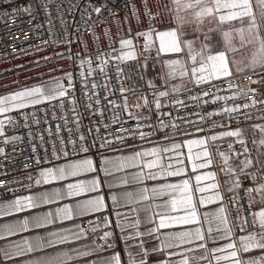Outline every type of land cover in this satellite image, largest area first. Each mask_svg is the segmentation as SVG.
Returning a JSON list of instances; mask_svg holds the SVG:
<instances>
[{
  "label": "snow or ice",
  "instance_id": "obj_1",
  "mask_svg": "<svg viewBox=\"0 0 264 264\" xmlns=\"http://www.w3.org/2000/svg\"><path fill=\"white\" fill-rule=\"evenodd\" d=\"M145 5L146 15L150 19H155L151 11H148L147 0H142ZM75 7V5H73ZM94 12L100 13L101 7L89 5ZM133 13L136 9L133 7ZM168 13H173L171 23L173 26H165L163 30H157L150 26L148 31L140 32L137 38H144V52L139 53L142 60H137V53L133 49L132 39L121 41L122 55L116 57L121 63L127 61H137L136 73L140 80L145 79V74L149 66V58L152 56L153 67L160 65V71L156 79L161 81L158 86L154 80H148L150 87L151 101L139 90L134 74L121 68L120 63L114 65L117 78L121 80V87L117 90L123 97V102L109 101L114 108H121L128 112L129 119L137 121L140 127L142 122L150 121V115L145 116L133 112L147 108L151 112L155 107L159 120V129L172 128V132L164 136V139L171 140L169 144L160 143L150 150L137 152L126 157L109 158L103 157L99 166L86 154L90 148L95 146L86 141V137L80 132L81 115L76 114L73 120H68L67 113L63 117L64 130L68 132L67 141L60 136V148L57 149L55 142L52 144L53 159L48 161L52 167L41 170L40 179L36 181L40 184H50L53 182H65L60 187L51 191H44L27 197L17 199L12 202V210L16 212L40 209L43 206L58 204V202L77 198L82 195L96 193L100 189L98 176L88 179H77L88 173L102 171L106 176L114 173L124 172L126 169L136 167L139 171L127 173L116 178L108 184L109 189L120 185H127L121 193H113L111 200L116 207L126 208L127 211L116 213L118 217L117 227L120 230V239L124 243L126 260L122 261L119 252L114 251L115 240L113 233L106 231L100 237L103 241L98 244L95 241L87 251L79 252L81 257H89L94 253L97 258L92 264H149L148 257L152 254L163 253L168 259H163L158 264H264V125H251L252 135L249 139L246 135L247 129L237 127L235 129L215 133L211 129L223 127L216 121H212L209 129L203 127L197 129L198 132L208 131L209 135L190 139L187 141H177L176 133L180 129L179 124H164L162 117L170 115L161 111L166 106L187 107L182 100L170 99L176 94L190 92L188 83L195 87H200L208 83L210 87L217 88L221 85L211 83L214 80H221L229 85V89L235 87L234 81L241 78V74L264 76V0H168L161 3L159 11L160 23L163 24ZM127 47L129 51L123 53ZM149 55H144V53ZM105 54L99 53L96 57L101 64V71L107 61ZM163 57H168L164 59ZM85 63L89 64V69L80 74L85 77L84 87L87 95V77L93 74L91 68L92 61L81 60V67ZM143 69V71H141ZM107 76V73H104ZM65 79L69 81L66 88L61 83V78H53L40 86H33L12 94L0 97V114H7L14 110L35 108L37 105L59 100V107L64 110V98L69 89L74 87L71 83L72 76L69 73ZM131 81L129 86H125L123 81ZM258 82V81H253ZM97 85L92 84L95 89ZM102 88L107 90V85L102 84ZM250 91H254L249 89ZM239 91L247 95L244 88ZM125 93H130L135 100L129 103V98ZM209 92L204 91V96ZM214 100H225L234 97H220L213 93ZM89 101L93 100L89 96ZM107 99V96L104 97ZM194 101H200L199 95L192 97ZM71 110L75 113V99L69 101ZM95 103L100 104V99L96 98ZM257 102L253 101L254 106ZM53 108L56 105H51ZM199 106V104L197 105ZM92 108L90 102L86 105ZM247 108L249 105H243ZM240 106L225 107L222 112H209L200 115L198 122L211 119L216 115L226 113L229 117L232 113L239 112ZM98 110H93L95 115ZM27 127V113H22ZM100 115L103 116L102 111ZM264 118V117H262ZM237 124L241 121L239 117ZM251 115H245L244 120H250ZM47 113L45 110V121ZM119 121V116H113V123ZM33 122L40 123V118L33 112ZM192 123V121H187ZM8 125H14L12 117H8ZM75 124V130L70 127ZM144 126L154 128L151 123ZM107 127V125H105ZM5 121L0 120V136L4 135ZM259 130L261 135L257 137L255 131ZM57 133L61 132V127L56 128ZM91 132L92 130L89 129ZM31 135V133H29ZM51 135V129H49ZM153 133H139L141 138ZM189 135L188 133H185ZM96 135H99V128H96ZM224 138H233L227 143V150L222 148ZM12 140L18 137H12ZM104 144L111 141L101 138ZM119 139H124L120 137ZM43 141V136H40ZM4 143H8L5 138ZM235 144L240 145V149L235 148ZM255 146L256 155H253ZM187 147L185 155L182 151ZM194 149H196L194 151ZM0 149V154L3 153ZM85 154L81 156V154ZM165 154H168L167 157ZM47 156V151L45 152ZM71 156H81L79 159H72ZM152 156L150 162L142 163L144 157ZM167 159V162L165 161ZM187 159L192 164L193 171L199 169H213L219 160L218 168L195 176V186L190 184L189 179H183L178 183L167 182L168 177L181 176L185 173L184 160ZM63 160V163L57 161ZM37 163H40L37 160ZM147 167L149 171L145 174L143 169ZM153 169H156L153 171ZM224 176L221 182L219 175ZM163 179L165 182L155 187L142 186L144 181H156ZM202 181H211L202 183ZM245 181H251V186H245ZM243 188V192L241 189ZM197 193L199 195H197ZM231 193V195H227ZM227 196V199H225ZM104 196H91L84 200H77L72 204H63L54 209L37 212L28 218L17 221L15 224L3 225L5 235L13 236L30 230H39L53 225L57 220H71L73 217L86 216L105 210ZM163 200V203H154L156 200ZM153 201V203H148ZM245 201L246 203H242ZM209 204H218L215 210L201 211L200 209ZM253 208L257 210L253 211ZM234 210V211H233ZM0 211V215H6ZM158 217V219H156ZM151 225V226H149ZM195 225L186 230L169 231L164 234L162 230L173 229L176 226ZM107 226V218H105ZM143 226V227H142ZM238 228L244 235L233 239L235 229ZM82 232L73 233L70 237L59 231H50L48 236L40 234L31 238H22L8 248H0V256L6 260H11L27 254L42 253L46 249L55 245L64 244L70 239H79ZM158 241L157 244L145 247L148 239ZM227 240L228 243L220 244V241ZM217 245L210 247L209 245ZM181 249V251H174ZM259 250L260 255L245 257V253ZM111 252L110 255H100ZM179 256L180 259L173 260L172 257ZM72 257L67 253L55 257H42L30 259L27 264H70Z\"/></svg>",
  "mask_w": 264,
  "mask_h": 264
},
{
  "label": "built area",
  "instance_id": "obj_2",
  "mask_svg": "<svg viewBox=\"0 0 264 264\" xmlns=\"http://www.w3.org/2000/svg\"><path fill=\"white\" fill-rule=\"evenodd\" d=\"M168 0H147L148 11L156 16L150 19L146 15L145 5L142 0H0V95L12 93L14 91L26 89L36 85H41L53 78H61V83L67 88L69 81L65 77L70 73L72 76V87L64 98V110L59 107V100L48 102L35 106V108H26L14 110L6 115H0V120L5 121L4 135L0 136V202L28 195L35 191L34 178L38 169L46 165H52L48 161L53 159L52 144L56 143L57 149L60 148V136L67 141L68 132L64 130L63 117L67 113L68 120H73L78 113L81 115L80 132L86 137L89 144H93L90 151L86 154L91 157L96 165L102 162V158L108 153H116L125 149L134 147H143L166 141L164 136L171 133V127L159 129L160 117L154 106L151 112L147 108L137 110L132 109L137 114L145 116L150 115V121L142 122L137 126V121L129 119L127 111L117 107L114 108L109 101L123 102V97L117 91L121 87V80L117 78L114 65L120 63L125 73H133V79L140 91H142L151 101V89L148 86L146 77L140 80L135 75L137 61L129 60L127 63H121L116 57L122 55L121 41L123 39L133 40V49L137 53V60H142L139 53L144 52V38H137L140 32L148 31L150 26L157 30H163L165 26H173V13H168L163 24L160 23L159 11L161 3H167ZM75 5V7H73ZM89 5L101 7L99 14L94 12ZM133 7L136 14L133 13ZM129 51L127 47L123 53ZM99 53L105 54L107 61L101 71V64L96 59ZM144 55H149L144 53ZM154 56V53L152 54ZM150 56L149 61H153ZM81 60L92 61L91 68L93 74L87 77V95L84 87L85 77L80 73L89 69V64L85 63L81 67ZM143 71V69H141ZM107 73V76L104 73ZM241 74V78L234 81L235 87L229 89L227 83L221 80H214L211 83L221 85L212 88L208 83L200 87L194 85L188 87L190 92L176 94L170 99L182 100L188 106H166L161 109L164 113L162 117L164 124L175 123L180 125L175 139L181 141L188 137H203L209 135L208 131L198 132L197 129L203 127L209 129L212 121H216L223 127L211 129L212 132L220 133L243 127L247 129L246 135L251 138V125H264V76ZM258 81V82H253ZM95 83L97 87L92 88ZM127 87L131 84L130 80L123 81ZM107 85V90L101 85ZM244 88L247 95L242 94L239 89ZM254 90V91H250ZM204 91L209 95L204 96ZM213 93L220 97H234L227 101L214 100ZM132 104L135 100L130 93H125ZM199 95L200 101H194L192 97ZM89 96L93 97L89 101ZM107 96V99L104 97ZM75 99L76 112L74 113L69 102ZM100 99V104L95 103V99ZM253 101L257 103L253 105ZM92 103V108L86 105ZM199 104V106H197ZM243 105H249L245 108ZM240 106L239 112L232 113L229 117L226 113L216 115L209 120L198 122L200 115H206L209 112H222L225 107ZM45 110L47 120L45 121ZM93 110H98L95 115ZM102 111L103 116L100 115ZM33 112L40 118V123L33 122ZM22 113H27V127H25V118ZM251 115L250 120H244L245 115ZM118 115L119 121L113 123V116ZM8 117L15 121L14 125H8ZM237 117L241 123L237 124ZM192 121L188 123L187 121ZM151 123L154 128L144 126ZM61 127V132L57 133V126ZM107 125V127H105ZM75 130V124H70ZM99 128V135H96V128ZM51 129V135L49 134ZM89 129L92 131L90 132ZM153 133L141 138L139 133ZM31 133V135L29 134ZM188 133L189 135H186ZM43 136V141L40 136ZM255 135L259 137L261 133L257 129ZM12 137H18L12 140ZM124 137V139H119ZM8 138L9 142L4 143ZM111 141L104 144L102 139ZM233 138H224L217 141L223 144L222 150H227V143ZM240 149L239 144L234 145ZM253 155H256L255 146ZM47 151V156L45 152ZM85 154H81L83 156ZM81 156H71L72 159L81 158ZM37 160L40 163H37ZM63 160L57 161L62 163ZM219 160L213 166L214 170L218 168ZM218 179L222 182L224 176L219 175ZM245 186H251V181H245ZM243 192V188L241 189ZM227 195H231L228 193ZM227 199V196H225ZM246 203L245 201H241ZM256 208H253V211ZM234 211V210H233ZM109 212L95 215L98 223H103ZM83 234L87 238L94 239L98 244H102L100 238L95 236V232L88 220L81 221ZM245 233L238 228L235 229L233 239H236ZM120 249L115 246L114 251Z\"/></svg>",
  "mask_w": 264,
  "mask_h": 264
},
{
  "label": "crops",
  "instance_id": "obj_3",
  "mask_svg": "<svg viewBox=\"0 0 264 264\" xmlns=\"http://www.w3.org/2000/svg\"><path fill=\"white\" fill-rule=\"evenodd\" d=\"M163 58L167 59L168 57H163ZM153 62L154 61H149V66H148L147 72L145 74V77H146L147 81L148 80H154V82L159 86L161 84V81L159 79H156V76H157V73L160 71V65L157 64L155 67H153L152 66ZM192 85L193 84L188 83L187 86L190 87ZM36 86H40V85H36ZM18 91H20V90H18ZM15 92H17V91H14L12 93H15ZM12 93H8V94H12ZM8 94L0 95V97L8 95ZM7 114H9V113H7ZM0 115H6V114H0ZM195 138H198V137H188V138H185L181 141H187V140L195 139ZM171 142L172 141H166V142H163V144H169ZM158 144H160V143L148 145V146H143V147L129 148V149H125V150H122V151H119L116 153H108L104 157H109V158L126 157V156H130V155H134L137 152L150 150L153 147H156ZM195 150L196 149H194V151ZM182 151L186 155L187 151H188L187 147H184L182 149ZM165 155L167 157L168 154H165ZM153 159H154V157H152V156L144 157L142 163L150 162ZM164 162H167L166 158H165ZM99 165H97V166H99ZM184 166H185V173L184 174H182L181 176H176V177H168L167 182L178 183V182L182 181L183 179H189L190 184L194 187L195 186V176L198 173H203V172L211 170V169H199L197 171H193L192 164L187 159L184 160ZM48 167H52V165H46V166L38 169L37 174L34 178V184L36 187L35 191H33L32 193H30L28 195L22 196V197H17L14 199L5 200L3 202H0V211H3L5 213H10V214H6V215H0V235H4V232H5V230L2 227L3 225L15 224L17 221L23 220L24 218H28L37 212H43V211H47L49 209H54L57 206H61L63 204H72V203H75L77 200L82 201V200L89 198L91 196H97V195L104 196V198H105L104 202L106 205L105 210H102V211L97 212V213H91V214H88L86 216L73 217V219H71V220H64V221L57 220L53 225H50L49 227L44 228V229L30 230L28 232L19 233V234L13 235V236L5 235L4 239H0V248L6 249L10 245H14L18 241H20L22 238H31L37 234H40L43 236H48L50 231H59V232L65 234V235H68L70 237L73 235V233H76V232H82L83 233L82 228H81V221L83 219H86L89 221L91 227L93 228L96 237L100 238L104 234V232H106V231H111L113 233V239L115 240V246H117L120 249L119 251H116V252H119L121 255L122 261H125L126 260V253L124 251V243L120 239L121 233H120L119 228L117 227L118 217H117L116 213L118 211L125 212V211H127V209L114 206L110 197L113 193L118 194V193L123 192L126 188H129V186L120 185L116 188L109 189L108 184L110 182H113V181H115L117 184H119V180L116 178L124 175L125 172H127L129 174L135 173V172L139 171V169L136 167H133V168L126 169L124 172L114 173L111 176H106L102 171H98L95 173H88L85 176H81L77 179H88V178H91L93 176H98L101 183H100V189L96 193L82 195V196L77 197V198H68V199H65V200L58 202V204L43 206L40 209H34V210L24 211V212H16V211L12 210V202L17 200V199L27 197V196H30L33 194H38V193H41L44 191H51V190L55 189L56 187H60L61 184L67 183V181H65V182H53L50 184L38 185L36 183V181L38 179H40L41 170L46 169ZM155 170L156 169H153V171H155ZM143 171L146 174L149 171V169L147 167H144ZM164 182L165 181L163 179H158L156 181L146 180V181H144L142 186L151 188V187L159 186L160 184H162ZM210 182L211 181H202V183H210ZM129 190H131V188H129ZM197 195H199V194L197 193ZM148 203H153V201H149ZM154 203H163V200L158 199ZM217 207H218V204H209L207 206L202 207L200 210L202 212L203 211H211V210H215ZM255 210H257V209H254V211ZM104 212L105 213L109 212L108 213L109 215L106 216L107 226H105V221L103 223H98L96 220V217H95V215H97L99 213H104ZM156 219H158V217ZM149 226H151V225H149ZM193 227H195V225L176 226L173 229L162 230V232L164 234H167V232H169V231L186 230V229L193 228ZM147 239H148V244H146L145 247H149L151 245L158 243V241L153 240L152 238H147ZM93 241H94V239L87 238V237H85L84 234H82V236L79 239H70L66 243L55 245L53 248L46 249L42 253L27 254V255L17 257V258L11 259V260H6L4 257L0 256V264H27V262L30 259L42 257L45 254L47 255V257H55L58 255H62L64 253H67L69 256L72 257L70 264H92V262L97 258V254L94 253L93 255H91L89 257H81L79 255V252L89 250L92 247ZM219 243L220 244H226V243H228V241L227 240L220 241ZM209 246L215 247L217 245L210 244ZM174 251H181V249H175ZM110 254H111V252H105V253H102L100 255H110ZM244 255H245V257L257 256V255H260V251L254 250L252 252L245 253ZM163 259H168V257L166 255H164L163 253L152 254L148 257V262H149V264H158V262L160 260H163ZM172 259L178 260V259H180V257L174 256V257H172Z\"/></svg>",
  "mask_w": 264,
  "mask_h": 264
},
{
  "label": "rangeland",
  "instance_id": "obj_4",
  "mask_svg": "<svg viewBox=\"0 0 264 264\" xmlns=\"http://www.w3.org/2000/svg\"><path fill=\"white\" fill-rule=\"evenodd\" d=\"M31 88V87H30ZM28 89V88H27Z\"/></svg>",
  "mask_w": 264,
  "mask_h": 264
}]
</instances>
